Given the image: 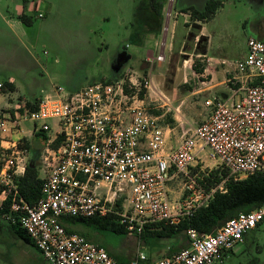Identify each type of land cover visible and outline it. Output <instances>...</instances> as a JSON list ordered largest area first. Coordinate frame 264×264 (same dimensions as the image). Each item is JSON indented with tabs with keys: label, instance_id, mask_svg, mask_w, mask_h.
Listing matches in <instances>:
<instances>
[{
	"label": "built area",
	"instance_id": "obj_1",
	"mask_svg": "<svg viewBox=\"0 0 264 264\" xmlns=\"http://www.w3.org/2000/svg\"><path fill=\"white\" fill-rule=\"evenodd\" d=\"M246 47L245 57L233 63L243 94L206 99L207 116L175 147L167 148L168 127L151 112L156 106L145 102L153 65L164 60L163 51L145 57L143 72L128 69L118 80L73 91L57 85L31 103L34 107L24 103L0 112V140L11 144L0 150V208L8 200L47 264H219L264 222L263 202L208 234L188 226L189 244L178 251L160 258L139 251L125 263L80 233L67 232L58 220L62 215L110 216L140 236L147 224L176 226L192 217L227 191L229 178L264 173V38L251 36ZM23 121L31 123L32 132L53 133L39 154L45 174L41 196L33 204L18 191L29 147L23 138L10 139ZM56 138L61 141L54 148ZM205 150L213 166L198 157ZM214 169L227 174L207 185ZM171 178L180 179L178 198L169 193Z\"/></svg>",
	"mask_w": 264,
	"mask_h": 264
},
{
	"label": "rangeland",
	"instance_id": "obj_2",
	"mask_svg": "<svg viewBox=\"0 0 264 264\" xmlns=\"http://www.w3.org/2000/svg\"><path fill=\"white\" fill-rule=\"evenodd\" d=\"M157 1L162 4L161 18L152 13L149 0H0V55L16 57L24 67L22 73L8 72L17 85L12 93L16 107L38 101L57 85L73 91L109 78L118 80L128 69L143 72L145 57L163 51L164 60L153 65L152 88L145 92V102L149 107L156 106L151 112L161 115V123L169 128L167 148L174 147L175 139L181 140L201 122L199 104H204L208 97L202 95L204 92L191 93L198 87L194 60L198 58L199 64L203 63L202 57L196 56L199 52L196 46L218 57L227 51L224 55L237 61L243 43L241 20L247 19L246 27L248 24L251 27L258 19L257 13L264 20V0L258 3L224 0V11L204 24L202 35L212 40L210 46H206L205 37L199 44H193L188 34H196L200 27L180 14L183 7L203 8L206 0ZM39 12L43 17L37 16ZM248 12L253 15L246 18ZM22 13L30 18L29 24L18 20L17 16ZM224 15L229 18L230 32L235 34L233 47L227 50L220 47L224 42L219 23ZM167 25L166 33L163 28ZM1 77L4 76L0 74ZM22 126L30 128V123ZM26 143L31 146L29 156L34 150L40 153L44 150L40 136ZM38 162L43 177L45 171L40 157ZM213 163L204 157L205 166H213ZM73 228L85 232L89 241L103 245L122 261L133 258L139 251L152 258L161 257L168 248L188 242L185 232L173 239H155L132 232L94 229L79 222ZM246 236L243 243L232 248L234 253L230 250L219 264H247L255 257L257 264H264V222L250 229ZM0 264L47 263L34 247L11 235L2 222Z\"/></svg>",
	"mask_w": 264,
	"mask_h": 264
},
{
	"label": "trees",
	"instance_id": "obj_3",
	"mask_svg": "<svg viewBox=\"0 0 264 264\" xmlns=\"http://www.w3.org/2000/svg\"><path fill=\"white\" fill-rule=\"evenodd\" d=\"M221 5V0H206L203 8L201 9L194 8L193 6H187L181 8L180 12L189 13L190 20L207 22L213 18L217 9ZM148 6L155 16L161 18V2L157 0H149ZM18 18L23 24L30 23V18L23 13L19 15ZM194 26L198 25L194 24ZM192 35L193 34L191 32L188 34L189 37H192ZM196 49L202 51L198 48V45L196 46ZM193 65L194 71L196 72L201 73L204 69V64H199L198 58H195ZM102 81L111 82L113 80L109 78ZM14 89V85L7 81L2 83L0 86V92H6L7 90L14 91ZM26 105L35 106L34 104L31 105L30 102H27ZM33 136H40L44 145L48 139V136L45 133L39 131L34 132ZM22 140L25 144H27L25 139ZM60 141V138H56L51 144L52 147L56 148L60 144ZM28 147L30 148L31 146ZM39 154L40 152L38 149L33 151L32 156H30L27 163L25 172L18 181L19 196L30 204L35 203L41 196L42 177L40 176L38 162ZM226 174V170L214 169L210 172V175L206 177V184L209 185L213 181L218 180L221 175L224 176ZM226 186L227 191L225 193H217L207 206L197 209L192 217L184 219L176 226L166 225L161 222L147 224L140 236L155 239H173L182 232H185L188 226L195 229L199 234H208L215 231L228 219L235 217L239 212L252 210L264 202V173H254L249 175L247 178L238 181L229 178ZM58 220L61 224H63L67 232H78L86 239H88L86 233L74 229V224L79 222L94 229H110L121 233L129 232L123 225L114 222L110 216L99 218L62 215L58 218ZM2 222L6 225V228L11 235L27 244H30L38 253H40L34 242L28 236L27 232L21 227L17 215L9 210L8 200H6L0 208V223ZM188 244L189 240L186 244H178L170 247L167 254L178 251L188 246ZM115 259L125 263L128 262V260L122 261L116 257ZM257 261L258 260L255 257L250 259L247 264H257Z\"/></svg>",
	"mask_w": 264,
	"mask_h": 264
},
{
	"label": "crops",
	"instance_id": "obj_4",
	"mask_svg": "<svg viewBox=\"0 0 264 264\" xmlns=\"http://www.w3.org/2000/svg\"><path fill=\"white\" fill-rule=\"evenodd\" d=\"M249 1L253 2V3L259 2V0H249ZM224 5H225L224 0H222V5L217 9L214 16H217L220 12L224 11ZM257 6L258 5H255V7H257ZM247 8L249 11L250 8L249 7H247ZM250 11H251V9H250ZM180 14L184 15L186 18L189 17V19H190L189 13L180 12ZM252 15L253 14L251 12H248L245 17L248 18V17H251ZM257 15H258V19L252 23L251 27L249 24L246 27L247 19L241 20V26L243 28V33H242L243 34V39H242L243 43L240 46L241 51H239L237 54L238 60L243 59L246 55V51H247L246 41L249 37L252 36L255 38H264V27H263L264 20L259 15V13H257ZM18 20L21 22V20L19 18H18ZM191 21L193 22V24H196L200 27V28H198V32L196 34L192 35L193 44L194 45L198 44L205 37L206 46H207V44H208V46H210L212 44V40L208 36L202 35L203 31H204L203 29H204L205 22L201 21L202 23L197 24V22H200V21H198V20H191ZM209 21H207V22H209ZM176 22H177V20H174V23H176ZM185 22L187 23L186 20H185ZM172 23H173V21H172ZM174 23H173V26H174ZM229 23H230L229 18L226 15H224V17L220 19V23H219L220 27H221L220 28V30H221L220 34H222L223 42H224V45H220V47L225 48L226 50L233 47V42H234L233 37L235 35V34H233V32L232 33L230 32ZM15 25L17 27H19V22H16ZM200 33H201V35H200ZM224 54H227V51L223 52L222 57H218V55H208L205 50L199 51L196 53L197 57H202L200 60L203 61L204 69L201 73L194 71L196 74V79H197L196 84L198 85V87L196 89H194L193 91H191V93L194 94V93H203L204 92V94H202V95L208 96V97H206V99L212 98V97H222V96L228 97V96L232 95L233 92H234V96H240L243 94L244 90H242L240 88L241 83L238 80L234 79L235 71H234L233 63H234V60H236V59H232L231 57H227ZM17 59L18 58H16V57H9V56L6 57V56L2 55V53H1V55H0V74L3 75L4 77H1L0 83L3 81H7L9 83H13L14 87L16 88L17 85L15 84V79L11 75H9L8 72L9 71H17L20 73L24 72V67H22V63H20ZM5 66H7V67H5ZM14 92L15 91L0 92V112L3 109H8V108H12V107L16 106V103L14 102L13 95H12V93H14ZM226 93H228V94L226 95ZM210 96H212V97H210ZM199 105H201V111L199 112V114L202 115V117H203L202 120H203L208 114V108L204 104H199ZM158 116L161 117V115H158ZM25 122H28V121L21 122L20 132L13 133L12 136H10L11 140L23 138V139H25V141H28V143H29V141H31V138L34 137L33 136L34 132H32V129H31L32 125L29 122L30 128L25 129V127L22 126V124ZM164 126H167V125L164 124ZM173 129L174 128H172V130ZM168 130H169V128H168ZM166 135H167V132H166ZM47 136L49 138H52L53 135L47 134ZM179 140H180V138L177 140L175 139L174 147L177 145ZM10 145L11 144L0 140V150L2 149L1 147L6 148ZM171 147H173V146H171ZM7 150H9V149H7ZM198 157L200 158V160L204 161V157L207 158L206 150L204 152L198 153ZM29 158H30V156H29ZM180 184H181V182H180L179 178H171L167 182V187H168L169 193L175 194L174 198H178L180 196ZM246 237L247 236L245 235L244 241L246 240ZM87 240H89V239H87ZM99 245H101V244H99ZM107 251H108L109 255H111L113 258H115L114 255H112V253L109 250H107ZM229 251L225 253L224 258H226L228 256ZM231 251H232V253H234V251L232 249H231ZM165 255H167V253H165ZM165 255H163V256H165ZM163 256H161V257H163ZM149 257H151V256H149ZM157 258H160V257H157Z\"/></svg>",
	"mask_w": 264,
	"mask_h": 264
}]
</instances>
